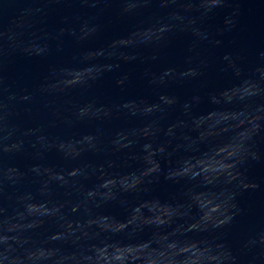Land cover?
<instances>
[{"label":"water","instance_id":"obj_1","mask_svg":"<svg viewBox=\"0 0 264 264\" xmlns=\"http://www.w3.org/2000/svg\"><path fill=\"white\" fill-rule=\"evenodd\" d=\"M0 264H264V0H0Z\"/></svg>","mask_w":264,"mask_h":264}]
</instances>
